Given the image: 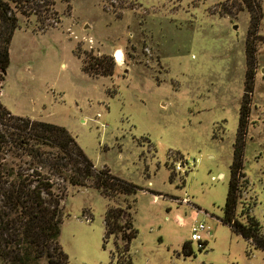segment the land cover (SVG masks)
<instances>
[{"label":"rangeland","instance_id":"1","mask_svg":"<svg viewBox=\"0 0 264 264\" xmlns=\"http://www.w3.org/2000/svg\"><path fill=\"white\" fill-rule=\"evenodd\" d=\"M235 1L55 0L59 20L42 24L20 14L0 98L3 90L15 115L65 126L98 168L157 192L141 190L133 198L135 264H264V250L221 220L252 26L249 10L232 6ZM256 31L236 212L244 222L257 218L264 231V14ZM105 55L114 56L113 75L83 69L92 56ZM187 158L194 167L187 168ZM89 184L69 186L61 244L69 264H118L124 239L106 237L105 213L110 203L125 206L124 196L111 202ZM200 221L207 226L203 248L192 239ZM185 242L193 254H185Z\"/></svg>","mask_w":264,"mask_h":264},{"label":"trees","instance_id":"2","mask_svg":"<svg viewBox=\"0 0 264 264\" xmlns=\"http://www.w3.org/2000/svg\"><path fill=\"white\" fill-rule=\"evenodd\" d=\"M243 2V3H242ZM236 0L232 6L248 9L251 27L246 39L248 69L240 108L239 126L230 166L229 187L224 206L223 223L244 237L256 248L264 250V231L260 221L250 216L244 222L237 216V205L243 177L246 136L251 100L255 88L256 46L251 36L263 17L262 0ZM55 0H0V83L5 80L11 63L10 47L15 31L21 27L20 14L36 15L42 24L58 11ZM231 7V6H230ZM226 7V11L230 8ZM238 10V11H239ZM51 25V24H50ZM45 26H42V29ZM92 74L110 76L115 72L114 56H92ZM8 118L13 122H4ZM93 186L115 201L124 196L126 205L109 204L105 213L106 237L121 234L118 264H135L130 252L138 229L134 224L133 198L146 189L114 174L107 166L98 168L65 126L13 114L0 98V260L4 264H69V255L60 241L64 210L63 200L69 186ZM127 214L125 222L122 218ZM205 247L206 243L201 242ZM183 251L193 254L190 242Z\"/></svg>","mask_w":264,"mask_h":264},{"label":"built area","instance_id":"3","mask_svg":"<svg viewBox=\"0 0 264 264\" xmlns=\"http://www.w3.org/2000/svg\"><path fill=\"white\" fill-rule=\"evenodd\" d=\"M195 166V161L191 160V159H188L187 158V168H191V167H194ZM176 169L177 170H182L184 167H183V164L181 163H178L176 164ZM184 170V169H183ZM207 228L205 222H197L194 226H193V233H192V239L193 240H199V245L202 246L203 244L201 243V231L205 230Z\"/></svg>","mask_w":264,"mask_h":264},{"label":"crops","instance_id":"4","mask_svg":"<svg viewBox=\"0 0 264 264\" xmlns=\"http://www.w3.org/2000/svg\"><path fill=\"white\" fill-rule=\"evenodd\" d=\"M10 50H11V47H10ZM10 55H11V51H10ZM11 59H12V57H11ZM12 62H13V61L11 60V63H12ZM11 63H10V64H11ZM3 92H4V91L2 90V92H1V96H2V97H1V100H2V103L5 105V104L7 103V101H6V99L4 98V95H2ZM5 106H6V105H5Z\"/></svg>","mask_w":264,"mask_h":264},{"label":"water","instance_id":"5","mask_svg":"<svg viewBox=\"0 0 264 264\" xmlns=\"http://www.w3.org/2000/svg\"><path fill=\"white\" fill-rule=\"evenodd\" d=\"M120 51H121V49H118V51H117V56H118V53H120Z\"/></svg>","mask_w":264,"mask_h":264}]
</instances>
